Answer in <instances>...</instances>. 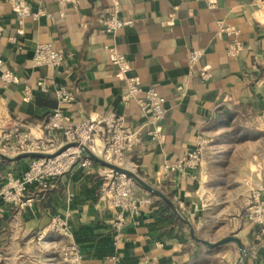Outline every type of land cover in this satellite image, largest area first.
I'll use <instances>...</instances> for the list:
<instances>
[{
    "label": "crops",
    "instance_id": "obj_1",
    "mask_svg": "<svg viewBox=\"0 0 264 264\" xmlns=\"http://www.w3.org/2000/svg\"><path fill=\"white\" fill-rule=\"evenodd\" d=\"M25 2L31 11L47 16L25 19L19 35L16 16L6 0H0V123L9 117L41 127L57 107L52 90L60 86L74 98L61 109L68 122L117 114L125 126L141 128V142L126 156L124 168L166 195L184 221L151 197L137 215L126 216L115 242L116 210L100 198L106 187L99 176L101 166L94 163L93 168L51 179L44 193L30 187V207L4 209L0 255L6 264H65L54 234L36 241L54 216L66 221L83 264H237L234 244L207 248L191 238L190 229L194 233L203 228L207 211L217 208L224 215L227 209L219 207L220 200L250 197L264 185V0H124L120 18L133 23L111 35L101 34L98 24V18L113 9L111 0H76L61 17L57 0ZM221 27L237 33H221ZM232 42L241 44L235 55L227 53ZM42 44L64 55L58 68L32 66L33 51ZM196 49L202 55L190 71L189 55ZM112 50L127 60L129 77L165 99L167 112L158 124L161 141L146 135L150 128H142L145 117L135 101L123 104L125 85L111 62ZM201 70L209 79L199 77ZM6 71L14 76L8 84L1 80ZM37 80L50 92L38 91ZM237 133L261 136L222 144ZM201 141L209 146L196 169L164 170ZM225 147L232 152L227 159L216 155L220 160H213L210 152ZM247 148L244 158L239 152ZM27 162L0 160V187L7 173L20 176ZM133 192L136 197L148 195L138 185ZM230 207L234 218L223 222L216 237L198 238L215 243L235 236L244 247L242 264H264L259 227L248 220V210Z\"/></svg>",
    "mask_w": 264,
    "mask_h": 264
},
{
    "label": "built area",
    "instance_id": "obj_2",
    "mask_svg": "<svg viewBox=\"0 0 264 264\" xmlns=\"http://www.w3.org/2000/svg\"><path fill=\"white\" fill-rule=\"evenodd\" d=\"M124 0H111L112 10L98 18L99 32L103 35H111L132 25L131 20L120 18V5ZM18 22V34L22 35L24 20L30 18L37 20L41 16H47L43 11H31L25 0H6ZM76 0H57L61 17L63 10L74 5ZM212 8V2L207 3ZM219 32L236 34L227 28L219 29ZM241 49V44L232 42L227 50L229 55H235ZM202 55L201 50H192L188 67L194 68ZM110 59L116 68L117 76L124 82L125 93L123 104L135 101L145 117L143 127L150 128L146 135L153 141H161L162 135L158 124L165 116V99L154 89H142L135 77L127 75L129 64L125 57L112 50ZM64 61V55L52 49L49 45H37L33 51L31 64L33 67H45L56 69ZM199 77L209 79L210 74L199 71ZM1 80L8 84L14 80L13 73L6 71L1 75ZM35 87L41 93H47L49 87L43 80H37ZM179 91L180 87L177 88ZM52 93L56 99L57 107L48 115L41 127L24 124L16 119L6 117L0 123V151L3 153L18 155L22 153H37L51 155L46 158L26 159L27 168L20 176L7 173L0 187V216L6 207L12 210L30 207L34 197L28 193L30 187L44 193L50 188L49 181L68 174L74 169L94 167L86 153L80 147H86L93 155L108 163L124 168L126 156L141 142V128L132 129L125 126L123 119L117 114L87 119L78 123L68 122L62 114V107L73 101V95L64 87H54ZM203 141L197 144L193 151L173 164H168L164 170L169 173L185 172L186 169H196L201 160ZM99 176L103 178L106 190L101 195L109 207L116 210V217L112 223L115 242L119 241L118 231L125 222L127 215H137L139 208L151 203L150 195L145 197L134 196L136 183L124 174L113 171H105L101 167ZM248 220L258 226L261 235L264 236V185L252 192L249 200ZM48 233L54 234L60 242L59 255L65 264H83L79 248L71 241V234L65 220L58 216L50 219L49 223L37 235L36 241H42ZM6 259L0 255V264H6Z\"/></svg>",
    "mask_w": 264,
    "mask_h": 264
},
{
    "label": "water",
    "instance_id": "obj_3",
    "mask_svg": "<svg viewBox=\"0 0 264 264\" xmlns=\"http://www.w3.org/2000/svg\"><path fill=\"white\" fill-rule=\"evenodd\" d=\"M82 148V150L86 153L87 157L92 160L93 163L103 167V168H107L110 169L111 171L115 172V173H119V174H124L125 176H127L128 178H131L136 185H138L140 188H142L144 191H146L148 193V195L155 197L159 200H161L169 209H171L181 220L184 221V219L181 217V215L179 214L176 206L170 201V199L164 195L162 192H160L159 190L155 189L154 187H152L151 185L147 184L146 182H144L142 179H140L138 177V175H136L135 173H133L132 171L125 169V168H121L118 167L114 164L108 163L102 159H98V157H96L95 155H93L90 151H88V149L84 146H80ZM51 155H43V154H37V153H22V154H18L16 156L13 157H9L6 156L4 154L0 153V160L4 161V162H16L22 159H30V158H46V157H50ZM188 224V223H187ZM190 235L191 238L198 243L202 244L203 246L207 247V248H217V247H221L223 245L232 243L235 245L236 247V252L238 253L239 256V260L237 262V264H242L244 257H245V253H244V247L242 246L240 240L235 237V236H229L226 237L224 239H221L215 243H211L202 239L197 238L196 236H194L193 230L190 229Z\"/></svg>",
    "mask_w": 264,
    "mask_h": 264
},
{
    "label": "rangeland",
    "instance_id": "obj_4",
    "mask_svg": "<svg viewBox=\"0 0 264 264\" xmlns=\"http://www.w3.org/2000/svg\"><path fill=\"white\" fill-rule=\"evenodd\" d=\"M261 134L259 133V135H255V134H251V135H242V136H238V133L237 135H233L232 137H230V140L227 142V141H224V143L222 144H229L230 142H243V141H252V140H255L257 139L258 137H260ZM217 146L218 144L220 143H216ZM215 144V145H216ZM231 144V143H230ZM214 145V144H212ZM209 144L203 146L204 148H202V154L201 156H203V154L205 153V148L208 147ZM227 147H225V150H218V151H212L210 152L211 153V157L213 160H220L221 157H223V159H227V157L229 156L231 152V150H228L226 149ZM261 149V147H260ZM1 150V149H0ZM242 152V153H241ZM241 152H239L240 154H243L242 156H244V158L246 156L249 155V152H250V149L247 148L245 150H241ZM1 154H4L6 156H9V157H13L14 155H11V154H7V153H3L2 151H0ZM217 153V154H216ZM208 155V154H207ZM216 155H220V158L217 157ZM260 158L262 156V153L259 154ZM261 166V165H260ZM261 170V173L262 175H264V171H262V167L260 168ZM262 180H264V176H262L261 178ZM226 181H229V178L226 179ZM246 187L247 184H246ZM261 187V186H260ZM249 200H250V197L248 195H242V196H239L237 197L236 199H232L231 200H226V199H222L219 201V207H221L223 205V208H226V212L224 215H220L219 214V211L218 209L216 208V211L214 210H211V211H207L206 214H205V217L202 219V224H203V228L204 229H207V227L209 228L210 227V230H208V232H204L202 229V227L197 230L198 232H194V236H196L198 238V236H207L208 238H214V236L216 237L217 236V232L216 230L222 226L223 222H228L229 220L233 219L234 218V211H232V208L230 207L231 204L233 205H236L238 208L242 209L243 211L245 210H248L249 209ZM196 224V223H195ZM205 225V226H204ZM193 229V228H192ZM198 235V236H197Z\"/></svg>",
    "mask_w": 264,
    "mask_h": 264
},
{
    "label": "bare ground",
    "instance_id": "obj_5",
    "mask_svg": "<svg viewBox=\"0 0 264 264\" xmlns=\"http://www.w3.org/2000/svg\"><path fill=\"white\" fill-rule=\"evenodd\" d=\"M2 116H3V115H2ZM109 171H111V170L109 169ZM109 171H108V172H109Z\"/></svg>",
    "mask_w": 264,
    "mask_h": 264
}]
</instances>
